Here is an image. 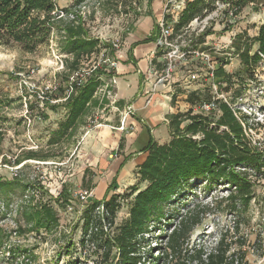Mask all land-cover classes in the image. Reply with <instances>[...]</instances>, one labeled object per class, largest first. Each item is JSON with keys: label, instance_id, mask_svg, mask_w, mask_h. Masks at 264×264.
Returning <instances> with one entry per match:
<instances>
[{"label": "rangeland", "instance_id": "obj_1", "mask_svg": "<svg viewBox=\"0 0 264 264\" xmlns=\"http://www.w3.org/2000/svg\"><path fill=\"white\" fill-rule=\"evenodd\" d=\"M154 1L157 4L161 0H86L76 7L83 12L77 20L84 17L82 21L89 38L100 42L93 55L80 59L79 69H90L104 49L114 43L119 46L116 48L118 52L124 39L132 32L136 20L147 14ZM162 1L161 19L171 20L172 15L165 12L168 0ZM192 1L186 0L185 7ZM232 1L213 0V4H203L204 15L198 17V24L192 29H187L189 24L180 30L175 28L174 34L183 36L189 50L212 52L211 48H218V54L212 55L216 62L220 60L224 64L234 83L228 86L216 80L215 90L209 82L190 81L189 71L201 68L202 63L188 54L186 65L178 70L179 75L175 73L164 86L169 90L170 102L178 106L180 112L192 108L187 103V97L198 89H206L225 101L233 98L234 108L249 118L250 129L247 133L259 148L264 149V55L256 66L245 68L231 49L235 38L241 36L242 42L252 43V52L259 50L260 46L255 40L257 37L264 39V4H250L235 14ZM55 2L66 10H74V0ZM50 13L33 11L31 15L40 16L42 20L50 18L49 33L37 32L34 37L17 40L6 29L0 30V183L12 182L0 189V264H113L116 249L107 252L104 246L99 248L88 244L84 248L81 244L87 202L81 203L75 196L88 191L91 194L89 202L92 199L102 201L104 196L109 199L117 194L120 196V207L115 219L116 226L129 217L133 200V196H129L130 188L143 190L147 183H140L136 173L131 172L123 183L111 184V179L107 185L103 183L101 186L96 182L104 175H98L92 168L101 154L117 153L121 157L119 143L133 131V127L127 120V130L121 131L120 113L114 111L112 99L99 90L95 94L99 105H92L73 131H64L67 110L63 107L66 102L63 99L73 77L76 78L71 66L73 56L65 51L62 30L65 23L70 21L54 20ZM207 32L210 34L203 36ZM238 73L242 78L238 77ZM101 84H104L102 80ZM113 88H109L112 94ZM42 91H46L48 99L39 98ZM150 102L148 100V104ZM52 106L57 108L53 109ZM206 106L196 104L193 110L195 113L209 114ZM161 136L159 133L158 138ZM113 141H116L115 145H112ZM96 187L98 195L102 196L100 198L96 196ZM63 190L68 194L66 205L58 201ZM254 190L250 206L239 207L235 213L226 201L231 188L222 183L209 187L208 182H193L173 199L166 213L173 217V209L185 214L198 204L208 205L210 212L193 231L185 247L189 250L195 246L211 248L219 241L221 234L229 230L235 239L247 241L244 250L248 251V264H264V174L256 181ZM46 204L57 212L59 225L50 230L37 231L27 219V214L33 208L39 209ZM102 211L103 207L100 206L94 216H101ZM167 222L160 221L163 229L160 234L156 230L158 233L145 237L149 245L142 252L147 259L141 264L152 262L151 257L147 256L150 248H154V257L158 253L162 256L165 252L167 236L178 218L170 226H167ZM238 224L239 231L236 227ZM156 225L151 224L152 230ZM103 226L107 232L111 228L105 222ZM114 229L111 228V232ZM158 264H162V261Z\"/></svg>", "mask_w": 264, "mask_h": 264}, {"label": "trees", "instance_id": "obj_2", "mask_svg": "<svg viewBox=\"0 0 264 264\" xmlns=\"http://www.w3.org/2000/svg\"><path fill=\"white\" fill-rule=\"evenodd\" d=\"M85 1L74 0L73 9ZM213 3V0L189 2L175 25L176 30L203 16V4ZM250 4H264V0L232 1L235 14ZM53 8V0H0V30L6 29L17 40L35 36L37 32L49 33L50 18L42 20L40 16L31 15L33 11L48 13ZM62 30L65 37L64 48L73 56L71 66L75 72L79 68L80 59L95 51L100 42L98 39L89 38L82 22L65 23ZM156 33L154 40L158 38V30ZM209 34L210 32H207L203 36ZM255 41L260 46L259 53L252 52V43L242 42L241 36L236 37L231 46L233 55L240 58L245 68L256 66L264 55V39L257 37ZM217 63L216 80L228 86L233 84V76L226 72L224 64H221L220 60ZM102 73L101 70H97L81 87L71 83L73 92L63 104L67 110V120L63 124L65 132L73 131L92 105H99L95 99V92L101 85L99 77ZM238 77L242 78L240 73ZM105 101L107 103V100ZM187 103L192 108L186 112L178 111L166 116L169 141L159 143L151 137L149 144L142 150L147 157L137 167L135 173L139 182L147 183V186L143 190L137 187L130 188L129 196H133V200L129 217L121 225L115 224L120 207L119 195L114 194L109 199L106 196L102 201L92 199L86 203L87 208L83 214L84 238L81 241L84 248L90 244L99 248L104 246L107 252L116 249L113 262L118 259V264H141L147 259L142 252L148 244L145 237L163 231L160 221H169L167 226H170L173 220L178 218V222L167 236L162 256L159 253L157 257L152 256L154 248L149 249L147 256L152 259L149 264H158L160 261L162 264H168L171 260H173L171 264H248V251L244 250L247 241L235 239L229 230L223 232L219 241L211 248L195 246L189 250L185 247L189 244L193 231L210 212L208 205L198 204L185 214L173 209L175 212L171 213L173 217L166 213L167 206L173 199L179 197L193 182L196 184L208 182L209 187L222 183L231 188L226 201L231 211L236 213L239 207L250 206L256 181L264 174V149L259 148L252 136L247 133L250 129L249 118L234 108L233 98L225 101L206 89H198L188 95ZM196 104L212 105L209 114L195 113L193 107ZM11 184L12 182L0 183V189ZM112 188L111 186L110 191ZM67 195L63 190L58 201L66 205ZM100 206L103 207L102 215L96 217L94 213ZM38 208H33L27 214V219L37 231L50 230L59 225L57 212L53 208L47 204ZM104 222L111 228L114 227V231L111 232L110 228L107 232L103 226ZM152 223L158 224L155 230L151 228ZM236 227L239 231L240 224Z\"/></svg>", "mask_w": 264, "mask_h": 264}, {"label": "crops", "instance_id": "obj_3", "mask_svg": "<svg viewBox=\"0 0 264 264\" xmlns=\"http://www.w3.org/2000/svg\"><path fill=\"white\" fill-rule=\"evenodd\" d=\"M152 3L147 14L136 20L132 32L124 39L116 53L117 82L113 93L119 108L133 106L135 113L128 119L133 131L119 143L121 157H118L120 154L117 153H110L113 158L110 154H101L95 162L92 169L98 175H104V178L100 176L96 182L101 186L103 183L107 185L111 179V184L127 181L128 175L136 172L137 167L146 160L147 154L142 150L149 144L151 137L159 143L168 142L170 133L166 116L179 111L178 106H174L169 100L168 88L159 86L154 89L155 77L149 75L156 48V40L153 38L161 20L163 1ZM176 74L178 76L179 72ZM148 100L151 101L149 104ZM159 133L162 134L161 138H158ZM115 144L116 141H113L112 145ZM97 189L96 187V196L100 198L102 196L98 195Z\"/></svg>", "mask_w": 264, "mask_h": 264}, {"label": "built area", "instance_id": "obj_4", "mask_svg": "<svg viewBox=\"0 0 264 264\" xmlns=\"http://www.w3.org/2000/svg\"><path fill=\"white\" fill-rule=\"evenodd\" d=\"M54 2V8L51 11V16L54 20H66L70 22H75L76 24L82 22V19L77 20L79 15H83V12L79 9L74 10H66L65 8L58 6ZM185 2L186 0H168L167 5L165 6V12L172 15L171 20L166 18H162L158 22L159 27V35L156 43V48L153 53V62L150 67L149 75L155 77L154 89L159 88V86H164V84L169 83L170 80L173 78L174 74L180 70L181 66L186 65V56L193 55L202 63V67L195 69L194 72L189 71L188 79L192 82L202 81V82H209L213 89L217 90L216 84V69L218 63L216 59L213 57L212 54H218V48H211L212 52L202 51L200 49H192L189 50V45L185 44L183 40V36H175L174 30L175 25L178 23L179 14L185 10ZM79 7V6H78ZM199 18L194 19L191 23H189L187 29H192L194 25L198 24ZM206 24H204V27ZM190 42V40H189ZM119 46L117 44H113L110 48H105L104 52L100 55L99 60L95 63L90 69L88 70H80L79 68L75 71L76 78L73 77V81L71 83H75L77 86H83L88 79H90L97 70H101L103 73L100 74V79L104 82L102 88L99 87L95 94L98 91H102L109 98L112 99L111 104L115 105L114 111L119 112L122 120H121V131L127 130V120L131 116L134 115L133 106L128 105L124 109H120L116 106V98L115 95L112 94L109 88L114 87L116 85V68L118 66V58H117V49ZM110 51V52H109ZM109 52V54H107ZM93 53L86 55L91 56ZM61 68H63V62L61 61ZM73 73V74H75ZM107 78V80L105 79ZM72 85V84H71ZM70 85L69 89L66 91V97L63 101H66L68 97L73 92V87ZM101 88V89H100ZM49 90V87L46 88ZM106 96V97H107ZM41 100L48 99L46 98V91H42L39 95ZM52 102H54L52 100ZM57 102V101H56ZM212 105H207L206 109L209 111ZM78 201L88 202L91 198V194L88 191H84L78 196H75Z\"/></svg>", "mask_w": 264, "mask_h": 264}, {"label": "water", "instance_id": "obj_5", "mask_svg": "<svg viewBox=\"0 0 264 264\" xmlns=\"http://www.w3.org/2000/svg\"><path fill=\"white\" fill-rule=\"evenodd\" d=\"M113 264H118V259L115 260V262Z\"/></svg>", "mask_w": 264, "mask_h": 264}]
</instances>
